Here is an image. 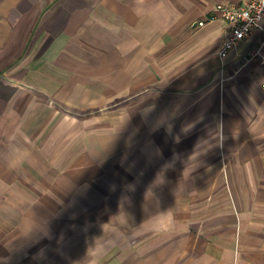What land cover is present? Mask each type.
Returning <instances> with one entry per match:
<instances>
[{
  "label": "crops",
  "instance_id": "0c3cea01",
  "mask_svg": "<svg viewBox=\"0 0 264 264\" xmlns=\"http://www.w3.org/2000/svg\"><path fill=\"white\" fill-rule=\"evenodd\" d=\"M245 1L0 0V264H264Z\"/></svg>",
  "mask_w": 264,
  "mask_h": 264
},
{
  "label": "built area",
  "instance_id": "2783aa9c",
  "mask_svg": "<svg viewBox=\"0 0 264 264\" xmlns=\"http://www.w3.org/2000/svg\"><path fill=\"white\" fill-rule=\"evenodd\" d=\"M214 10L219 13V17L224 21L225 38L222 39L217 56L222 59L227 52L237 46V44L254 29H259L261 38L258 49L251 52L248 58L243 57V62H248L252 58H259L264 63V26L259 21L264 17V0H246L244 4H215ZM213 18V16H210ZM199 25L204 23L203 20L197 22Z\"/></svg>",
  "mask_w": 264,
  "mask_h": 264
}]
</instances>
